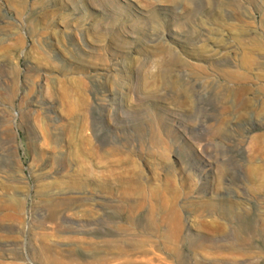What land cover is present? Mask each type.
Wrapping results in <instances>:
<instances>
[{
	"label": "rangeland",
	"instance_id": "1",
	"mask_svg": "<svg viewBox=\"0 0 264 264\" xmlns=\"http://www.w3.org/2000/svg\"><path fill=\"white\" fill-rule=\"evenodd\" d=\"M0 264H264V0H0Z\"/></svg>",
	"mask_w": 264,
	"mask_h": 264
}]
</instances>
